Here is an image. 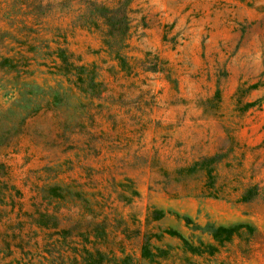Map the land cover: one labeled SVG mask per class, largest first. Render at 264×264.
Listing matches in <instances>:
<instances>
[{
    "label": "rangeland",
    "instance_id": "obj_1",
    "mask_svg": "<svg viewBox=\"0 0 264 264\" xmlns=\"http://www.w3.org/2000/svg\"><path fill=\"white\" fill-rule=\"evenodd\" d=\"M0 181V264H49L41 213L137 261L245 223L159 264H264V0H0Z\"/></svg>",
    "mask_w": 264,
    "mask_h": 264
},
{
    "label": "trees",
    "instance_id": "obj_2",
    "mask_svg": "<svg viewBox=\"0 0 264 264\" xmlns=\"http://www.w3.org/2000/svg\"><path fill=\"white\" fill-rule=\"evenodd\" d=\"M64 55L65 50L59 48L58 56L63 63L65 62ZM6 188L7 186L5 182L0 181V201H3L4 199L3 194ZM56 190H58V186H48L47 198H59L60 196L56 194ZM249 193L250 191H246L243 194L242 199H248ZM161 216L162 212L152 209L147 214V219L149 220L151 218V220H157ZM34 223L38 228L50 230L48 235L49 238L44 244L43 249L47 256H52L49 264H67L63 262L64 258L60 257L66 252H73L74 256L77 255L74 260L70 261L69 264H159L162 260L172 256L174 250L179 251L180 256H213L218 251V247L223 245L225 242H229L237 230L250 228V226L245 223H235L227 226H214L209 224L204 227L203 230L207 231L211 235L215 244L206 243L200 238L194 239L191 237L190 239L173 230H166L169 235H173L179 239V244L177 246H158L153 242V240L160 241V235L155 232L146 231L141 235V242L139 245L140 261H137L131 255L125 254L123 251H121L122 255L120 257H116L108 255L100 248L95 247L96 244L103 243L100 242L101 239H97L103 235L102 232H98V230L101 231L100 226H96L95 231L92 234L86 232L79 234L78 236L81 239L80 246L71 247L65 242V239L62 241L57 240V234L61 233V236L63 237V234H66L68 231L58 230L56 228L57 224L53 215L41 213L36 219H34ZM91 237L93 239H91ZM187 259L188 258H185L186 261Z\"/></svg>",
    "mask_w": 264,
    "mask_h": 264
}]
</instances>
